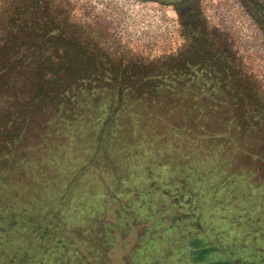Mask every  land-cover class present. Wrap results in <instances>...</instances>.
I'll return each mask as SVG.
<instances>
[{"label": "trees", "instance_id": "16d2710c", "mask_svg": "<svg viewBox=\"0 0 264 264\" xmlns=\"http://www.w3.org/2000/svg\"><path fill=\"white\" fill-rule=\"evenodd\" d=\"M142 1L173 7L190 40L178 54L148 60L118 53L107 45L108 27L75 20V0H61L58 7L50 0H2L0 264H111V238L125 224H137L140 208L147 206L144 187L133 189L142 173L126 179L124 184L133 188L121 199H113L124 185L116 169L115 184H103L97 194H77L79 179L102 157L115 165L111 155L146 145L150 134L168 138L175 132L179 143L199 145L198 137L209 131V110L226 117L227 135L219 138L218 149L222 162L235 165L237 156L241 168L257 161L251 138L255 133L264 136V92L211 33L200 14L202 0ZM237 2L264 36V0ZM160 122H171V128L156 130ZM48 168L65 183L51 180L44 172ZM233 172L244 201L263 209L264 223V179L255 188L251 173ZM150 191L180 213L194 202V195H174L154 182ZM185 196L188 200L181 199ZM137 204L142 206L136 210ZM148 207L150 217L161 210ZM194 211L173 213L171 226L191 219ZM193 226L197 235L185 243L189 262L230 264L227 258H207L217 248L200 238L201 220ZM154 228L158 231V225ZM241 261L256 264L249 257L234 264Z\"/></svg>", "mask_w": 264, "mask_h": 264}, {"label": "rangeland", "instance_id": "374dc122", "mask_svg": "<svg viewBox=\"0 0 264 264\" xmlns=\"http://www.w3.org/2000/svg\"><path fill=\"white\" fill-rule=\"evenodd\" d=\"M60 1L50 0L51 3L55 2L56 7L60 6ZM75 1V20L108 27L111 34L107 45L118 48V53H131L148 60L161 59L178 54L190 42L172 6L142 0ZM3 5L0 0V6ZM80 11L84 16L80 15ZM200 14L227 54L237 65L241 64L240 70L252 75L264 92V36L260 28L248 17L237 0H202ZM225 118L221 112L209 110L206 117L208 134L198 137L200 144L193 145L194 150L187 143H179L180 136L175 132L168 138L161 134H150L145 137L146 145L111 155L115 165H107V159L102 157L101 163L91 165L81 176L76 185V193L97 194L103 184H115L112 177L114 169L122 172L117 177L121 184L127 183L129 177H139L142 173L139 185H133L134 188L130 184L121 185L116 191L118 194L113 197L121 199L130 188L144 187L143 201H147V206L139 210V223H134L132 227L125 224L119 230V235L111 238H114L115 244L114 251L110 252L111 264H192L185 257V243L197 235L193 225L198 219L203 225L200 238L207 246L217 248V251L207 255L208 259L227 258L230 264H234L237 258L249 257L256 264H264L263 209L244 201L238 189L237 175L233 172L243 170L251 173L253 185L258 188L257 185L261 184L259 181L264 179V166L260 162L264 158V136L255 133L251 138L257 155L254 166L238 167L237 156L233 158L236 166H226L218 154L221 147L219 138L227 135L223 125ZM162 124L168 123L160 122L155 129L157 127L156 130L163 132L171 128V122L167 126ZM228 136L234 138L231 134ZM62 167L64 170L71 168ZM52 169L48 168L44 172L51 180L65 183V180L56 177L58 174ZM146 178H149V182H146ZM153 182L159 185L160 190H169L174 195H194L193 204H188L181 213L173 211L168 204H164L160 194L151 193L150 185ZM258 194L260 192L255 190L257 197ZM260 197L264 198V194ZM181 199L188 200V196ZM150 204L154 205V209L161 208L151 217ZM140 206L137 204L135 209ZM191 209L195 210L193 213L196 215L171 226L168 218L173 219V213L191 214ZM164 212L167 215L160 217ZM110 215L113 216V213ZM157 225L158 231H153ZM226 250L230 251L226 253ZM51 259L55 260L53 257ZM40 260L41 256L34 257V262ZM217 264H221V261ZM241 264H245L244 261Z\"/></svg>", "mask_w": 264, "mask_h": 264}]
</instances>
